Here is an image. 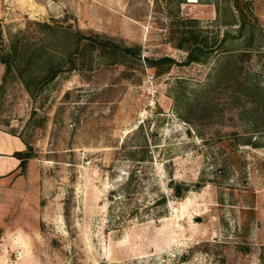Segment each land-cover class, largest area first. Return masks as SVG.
<instances>
[{
	"label": "rangeland",
	"instance_id": "1",
	"mask_svg": "<svg viewBox=\"0 0 264 264\" xmlns=\"http://www.w3.org/2000/svg\"><path fill=\"white\" fill-rule=\"evenodd\" d=\"M0 264H264V0H0Z\"/></svg>",
	"mask_w": 264,
	"mask_h": 264
},
{
	"label": "trees",
	"instance_id": "2",
	"mask_svg": "<svg viewBox=\"0 0 264 264\" xmlns=\"http://www.w3.org/2000/svg\"><path fill=\"white\" fill-rule=\"evenodd\" d=\"M182 33H185V32H182ZM82 37L85 38L83 43H89L91 45H96V46H99L100 48L108 47L112 50H118V51L125 52V53L129 52L130 54H132L133 56H136V57L139 56V46L138 45L121 44V43L115 42L110 37H106V36L100 35L98 33H94L92 35H86L79 30L76 31V34L73 37L75 44H80V43L82 44ZM201 41H202V39H198V38H196L195 35H193L192 46L186 50L184 62H188V61H191V60H194L197 58L196 54L194 53V49L195 48L196 49L201 48ZM176 45L180 47L179 43ZM170 59L171 58L168 56H163L162 58H159L160 61L170 60ZM56 70H57V66L50 67L46 71V73L44 74L43 80L51 79L54 76ZM16 154L18 155V159H19L18 164L19 165H22L23 161L29 156L27 151L18 150L16 152ZM173 191L175 194L180 193V187L178 184H175L173 186Z\"/></svg>",
	"mask_w": 264,
	"mask_h": 264
},
{
	"label": "built area",
	"instance_id": "3",
	"mask_svg": "<svg viewBox=\"0 0 264 264\" xmlns=\"http://www.w3.org/2000/svg\"><path fill=\"white\" fill-rule=\"evenodd\" d=\"M136 87L142 92L145 98L144 106L151 107L155 102V95L157 92V86L155 76L152 72L145 71ZM20 247L16 245L14 248V255L16 258L20 257Z\"/></svg>",
	"mask_w": 264,
	"mask_h": 264
},
{
	"label": "bare ground",
	"instance_id": "4",
	"mask_svg": "<svg viewBox=\"0 0 264 264\" xmlns=\"http://www.w3.org/2000/svg\"><path fill=\"white\" fill-rule=\"evenodd\" d=\"M191 1H194V0H191Z\"/></svg>",
	"mask_w": 264,
	"mask_h": 264
}]
</instances>
